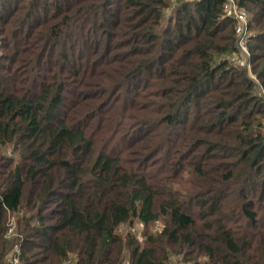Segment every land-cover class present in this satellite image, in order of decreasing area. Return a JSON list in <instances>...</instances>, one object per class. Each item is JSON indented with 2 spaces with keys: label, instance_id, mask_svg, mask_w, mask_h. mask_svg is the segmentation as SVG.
I'll list each match as a JSON object with an SVG mask.
<instances>
[{
  "label": "trees",
  "instance_id": "16d2710c",
  "mask_svg": "<svg viewBox=\"0 0 264 264\" xmlns=\"http://www.w3.org/2000/svg\"><path fill=\"white\" fill-rule=\"evenodd\" d=\"M234 1L264 94V0ZM226 2L0 0V264H264V99Z\"/></svg>",
  "mask_w": 264,
  "mask_h": 264
},
{
  "label": "rangeland",
  "instance_id": "374dc122",
  "mask_svg": "<svg viewBox=\"0 0 264 264\" xmlns=\"http://www.w3.org/2000/svg\"><path fill=\"white\" fill-rule=\"evenodd\" d=\"M173 1H175V0H173ZM227 3L230 6L233 4L236 7V9L238 10L239 7L237 6V4H236V2L234 0H227ZM232 18H234V17H232ZM247 36H248V34H247ZM236 44H239V43H237V40H236ZM246 48H247V46H246ZM238 50H239L238 54H236L234 56H231L229 58L230 61H232L234 63V65H236V66H243L246 69L248 76L251 78V80L258 87L257 90L256 89L254 90L255 94H257V96L262 97L264 99V94H263V91L261 89V85H260L259 81L257 80V78L253 75V73L251 71V66L252 65H251V63L249 61V58H248V56H249V50H248V48H247V54L243 53L242 52V49L240 47H239ZM263 132H264V128H263ZM2 154L4 156L8 155L9 154V148H4ZM7 221H8V226H9L8 228H9V230L7 231L5 237L9 238V240H10L15 235V234L12 233V232H15V217L9 215L8 218H7ZM157 227H158V225L156 224V225H154L152 227V229L155 230ZM139 231H140V228H138V226H136L135 232L138 235V237L140 238V235L138 233ZM15 250H18L19 251L18 244H15L13 246V248L11 249V252H13ZM67 264H70V263L68 262Z\"/></svg>",
  "mask_w": 264,
  "mask_h": 264
},
{
  "label": "built area",
  "instance_id": "2783aa9c",
  "mask_svg": "<svg viewBox=\"0 0 264 264\" xmlns=\"http://www.w3.org/2000/svg\"><path fill=\"white\" fill-rule=\"evenodd\" d=\"M227 1V0H226ZM226 13L229 16H232L235 18L236 21V36H237V46L242 49V52L247 54V48L245 43V37H246V31H247V25H248V18L245 14V12L241 10H237L236 7L232 4L231 6L226 2ZM13 264H18V260L16 258H13L12 260Z\"/></svg>",
  "mask_w": 264,
  "mask_h": 264
}]
</instances>
